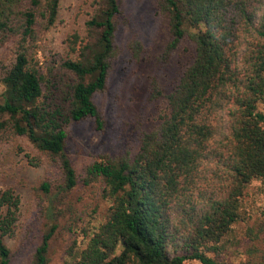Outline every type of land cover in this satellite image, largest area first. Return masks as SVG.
<instances>
[{
  "label": "trees",
  "instance_id": "obj_1",
  "mask_svg": "<svg viewBox=\"0 0 264 264\" xmlns=\"http://www.w3.org/2000/svg\"><path fill=\"white\" fill-rule=\"evenodd\" d=\"M58 3L0 0V47L12 46L8 61L0 56V139L26 137L57 165V188L68 190L76 177L63 150L64 125L86 118L96 130L102 126L92 96L104 87L115 52L119 8L117 0L92 1L84 43L60 64L72 80L56 93L37 67L35 42L55 24ZM157 5L167 30L164 56L186 41L189 63L168 92L151 83L149 96L162 97L166 113L139 133L136 151L87 165L86 174L103 183L108 206L88 234L71 240L63 264H227L222 241L241 218L245 189L258 180L264 191V0ZM130 48L136 56L137 45ZM221 111L226 130L218 136ZM25 157L39 164V157ZM48 185L40 188L47 192ZM17 205L10 189L0 191V264H9L1 237L13 234ZM257 214L244 231L241 264H264V205ZM54 229L52 223L42 234L27 264L47 263Z\"/></svg>",
  "mask_w": 264,
  "mask_h": 264
},
{
  "label": "rangeland",
  "instance_id": "obj_2",
  "mask_svg": "<svg viewBox=\"0 0 264 264\" xmlns=\"http://www.w3.org/2000/svg\"><path fill=\"white\" fill-rule=\"evenodd\" d=\"M92 1L59 0L55 24L39 33L35 42L37 67L50 82L49 89L57 88L56 93L72 80L60 64L65 58H73L75 52L71 47L77 49L84 43L87 36L84 22L92 12ZM117 2L115 52L104 87L92 96L102 126L96 130L92 120L86 118L64 125L63 150L74 170L75 185L68 190L58 189L57 165L47 162L26 137L11 135L0 139V191L10 189L18 198L15 230L11 236L1 237L9 250V264H27L52 223L55 229L48 239L46 264H63L71 240L88 234L92 225L102 220L108 206L102 196L103 183L86 174L87 165L106 156L133 154L139 133L152 129L166 113L165 100L149 96L151 83L168 92L189 63L190 48L186 41L164 56L167 30L158 12V0ZM131 45H137L136 56L132 55ZM11 54L10 42L0 47V56L5 57L3 63ZM2 89L0 84V92ZM214 123L218 136H222L226 130L225 111L217 113ZM25 154L39 157V164H29ZM41 182L49 184L47 192L40 188ZM240 204L241 218L222 241L221 259L227 264H241L245 258V228L253 223L264 205V191L258 180L251 181ZM183 264L200 263L192 259Z\"/></svg>",
  "mask_w": 264,
  "mask_h": 264
}]
</instances>
